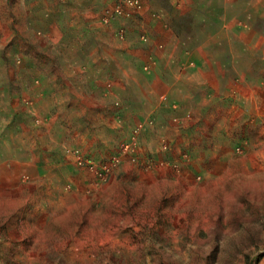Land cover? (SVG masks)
I'll list each match as a JSON object with an SVG mask.
<instances>
[{
    "label": "rangeland",
    "instance_id": "rangeland-1",
    "mask_svg": "<svg viewBox=\"0 0 264 264\" xmlns=\"http://www.w3.org/2000/svg\"><path fill=\"white\" fill-rule=\"evenodd\" d=\"M0 264H264V0H0Z\"/></svg>",
    "mask_w": 264,
    "mask_h": 264
}]
</instances>
